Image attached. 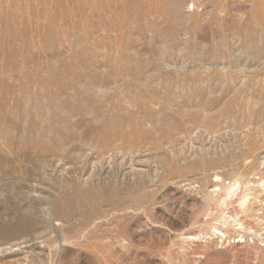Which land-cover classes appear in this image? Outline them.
I'll use <instances>...</instances> for the list:
<instances>
[{
  "label": "rangeland",
  "instance_id": "1",
  "mask_svg": "<svg viewBox=\"0 0 264 264\" xmlns=\"http://www.w3.org/2000/svg\"><path fill=\"white\" fill-rule=\"evenodd\" d=\"M262 157L264 0H0V264H264Z\"/></svg>",
  "mask_w": 264,
  "mask_h": 264
},
{
  "label": "bare ground",
  "instance_id": "2",
  "mask_svg": "<svg viewBox=\"0 0 264 264\" xmlns=\"http://www.w3.org/2000/svg\"><path fill=\"white\" fill-rule=\"evenodd\" d=\"M262 159L263 160L261 162V165L264 166V157H262ZM230 174H231L230 175L231 178L228 183L226 184L221 183L219 187H217V185L213 186V189L211 190V193L208 196V200L215 198L214 200L218 207L226 206L227 202L230 199H232L233 196L236 197L237 192H241L242 190L243 197H241L242 201L239 202L238 206H239V209L244 210L246 206V202L249 199L248 197L252 196L254 199H256V201H259L261 200V197H264V177H259L258 179L259 181H250L237 174H234V173H230ZM219 223H220L219 228H216V227L213 228V231H212L213 235L217 233L215 231L219 230V233L224 236L227 232H223V231H228L229 229L233 231L234 233L241 235L240 238L244 237L243 234L253 233V232H250V229L247 231L246 227L244 226V223L238 217V214H235L234 216L232 215L226 216L225 214L221 213V215L219 216ZM243 242H245V239ZM236 243H239V241H236ZM62 244H63V241H62Z\"/></svg>",
  "mask_w": 264,
  "mask_h": 264
}]
</instances>
